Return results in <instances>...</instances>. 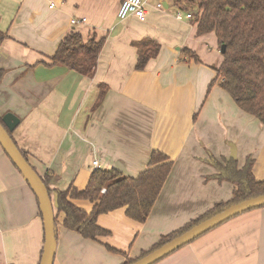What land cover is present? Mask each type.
<instances>
[{
    "label": "crops",
    "instance_id": "1",
    "mask_svg": "<svg viewBox=\"0 0 264 264\" xmlns=\"http://www.w3.org/2000/svg\"><path fill=\"white\" fill-rule=\"evenodd\" d=\"M122 1L0 0V29L8 34L0 46V70L5 71L0 116L11 112L20 118L12 135L36 171L52 175L51 189L83 190L97 168L138 176L154 151L173 161L147 220L128 217L126 207L102 214L98 224L109 234L96 240L63 225L65 214H57L54 192V264H124L230 200L236 186L215 177L220 171L211 157L220 162L234 157L240 168L252 158L256 179L264 180V124L220 85L211 86L214 67L222 61L198 48V41L214 32L198 35L193 19H177L178 10H195L176 0H147L145 20H120ZM73 31L85 39L105 38L92 76L52 64ZM216 38L212 45L215 41L218 49ZM145 39L160 44V51L138 70ZM186 48L199 53L200 62L190 60ZM73 202L88 212L94 205ZM44 241L37 197L0 145V264H39ZM155 264H264V206Z\"/></svg>",
    "mask_w": 264,
    "mask_h": 264
},
{
    "label": "trees",
    "instance_id": "2",
    "mask_svg": "<svg viewBox=\"0 0 264 264\" xmlns=\"http://www.w3.org/2000/svg\"><path fill=\"white\" fill-rule=\"evenodd\" d=\"M182 2L183 0H176L180 6L183 5ZM195 3L193 20L197 23V34L214 32L223 55L220 66L214 67L217 75L211 86L220 85L242 110L255 115L264 124V0H196ZM6 38L7 32L0 29V46ZM104 42L105 38L98 39L95 34L85 39L80 32L73 31L60 43L51 58L52 64H63L82 75L92 76ZM142 44L144 46L140 49L136 64L138 70L145 68L148 60L157 56L160 51V44L152 39H145ZM223 45L226 47L225 52H222ZM184 52L190 60L200 62L195 51L186 48ZM4 74L5 71L0 70V83ZM104 92L100 94L95 106L103 100ZM12 133L10 131L14 139ZM14 141L16 142L15 139ZM20 150L28 159L27 152L22 148ZM210 160L220 171L215 177L235 184L232 198L216 203L203 215L163 235L149 250L143 251L137 258L128 259L124 264L148 254L228 206L264 194V180H257L253 172L254 159H247L241 168L234 157L225 158L222 162L215 157ZM172 166L173 161L166 154L154 151L148 168L135 177L124 175L118 169L97 168L83 190L73 187L53 190L50 187L52 175L47 174L42 179L50 194L55 192L57 214H65L63 225L85 238L96 240L109 234L108 230L98 224V217L118 208L126 207L128 217L145 222ZM103 188L106 189L105 192H102ZM74 199L94 203L92 210L88 212L82 209L73 202ZM40 214L42 216L41 211ZM107 247L120 252L109 245Z\"/></svg>",
    "mask_w": 264,
    "mask_h": 264
},
{
    "label": "water",
    "instance_id": "3",
    "mask_svg": "<svg viewBox=\"0 0 264 264\" xmlns=\"http://www.w3.org/2000/svg\"><path fill=\"white\" fill-rule=\"evenodd\" d=\"M225 45L222 52H225ZM20 123V118L9 112L0 120V145L5 153L20 171L32 191L35 193L42 213L45 241L39 264H54L57 244L56 213L52 195L44 183L42 176L36 171L29 160L10 135ZM264 206V194L254 196L235 204L206 218L192 226L190 229L171 239L162 246L150 251L148 254L136 259L129 264H155L180 248L190 244L205 233L223 224L224 222L247 211Z\"/></svg>",
    "mask_w": 264,
    "mask_h": 264
},
{
    "label": "built area",
    "instance_id": "4",
    "mask_svg": "<svg viewBox=\"0 0 264 264\" xmlns=\"http://www.w3.org/2000/svg\"><path fill=\"white\" fill-rule=\"evenodd\" d=\"M147 0H123L119 10H118V18L120 20H125L129 17H137L140 20H145L147 17ZM159 8H162L164 4L162 2L157 5ZM176 18L179 20H183L184 18L193 19L194 14L191 12H186L184 14L180 10L176 13ZM85 20V19H83ZM73 23H77V20H72ZM99 161L95 160L94 165H98ZM105 188L102 189V192H105Z\"/></svg>",
    "mask_w": 264,
    "mask_h": 264
},
{
    "label": "rangeland",
    "instance_id": "5",
    "mask_svg": "<svg viewBox=\"0 0 264 264\" xmlns=\"http://www.w3.org/2000/svg\"><path fill=\"white\" fill-rule=\"evenodd\" d=\"M195 1L196 0H183V5H186V6H188L189 8L190 7H192L193 8V10H195L196 9V3H195ZM185 6V7H186ZM191 8V9H192ZM174 9H175V7H173V11H174ZM178 10V9H177ZM175 11H176V9H175ZM179 11V10H178ZM177 11V12H178ZM180 11L181 12H183L184 14H186V12L187 11H185V10H181L180 9ZM176 12V13H177ZM215 34V33H214ZM213 34V35H214ZM212 34H211V37H208V39L204 42V43H202V41H198V48H200V49H202V48H204V53H202V54H205L206 53V51H207V53H209V55H210V57H216V60H217V62H219V60H221V61H223V55H222V53H221V51L219 50V45H218V49L215 47H213V45L215 44V41H214V43H213V45H212V41H213V39H214V36H213ZM213 37V38H212ZM217 39V38H216ZM217 43V42H216ZM197 54H199V53H197ZM207 56V55H206ZM215 60V61H216ZM235 101V100H234ZM237 104V103H236ZM239 107V106H238Z\"/></svg>",
    "mask_w": 264,
    "mask_h": 264
}]
</instances>
